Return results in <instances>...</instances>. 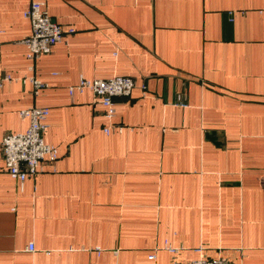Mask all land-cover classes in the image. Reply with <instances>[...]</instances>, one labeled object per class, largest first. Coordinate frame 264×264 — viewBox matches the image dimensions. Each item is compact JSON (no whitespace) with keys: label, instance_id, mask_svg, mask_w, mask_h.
<instances>
[{"label":"crops","instance_id":"1","mask_svg":"<svg viewBox=\"0 0 264 264\" xmlns=\"http://www.w3.org/2000/svg\"><path fill=\"white\" fill-rule=\"evenodd\" d=\"M33 1L74 29L35 60ZM6 74L0 264H264V0H0ZM115 75L136 87L108 133L94 93L69 88ZM34 106L59 158L21 182L2 140Z\"/></svg>","mask_w":264,"mask_h":264},{"label":"built area","instance_id":"2","mask_svg":"<svg viewBox=\"0 0 264 264\" xmlns=\"http://www.w3.org/2000/svg\"><path fill=\"white\" fill-rule=\"evenodd\" d=\"M24 15L31 20L32 33L23 41L27 45V56L35 60L52 51V46L63 40L67 32H74L73 28L65 30L62 24L53 19L45 3L33 1ZM12 76L6 74L0 77V88ZM35 93H38L45 83L39 79H32ZM136 87L133 77L115 75L109 78L89 79L81 77L76 85L70 86V93L90 90L105 106V116L109 122L105 126L106 132L112 130L124 131L125 126L115 124L117 96H130ZM180 104L186 105L180 100ZM24 118H28L29 126L24 132L7 134L2 140V151L5 166L10 175L21 182L38 174L41 171V162L48 160L55 162L59 158V149L56 145L45 141L44 134L48 128L50 109L48 107L34 106L21 111ZM29 250H34V245L29 244ZM176 252V249H171ZM154 255H152L153 257ZM172 264H232L225 258H199L189 262L173 260Z\"/></svg>","mask_w":264,"mask_h":264}]
</instances>
